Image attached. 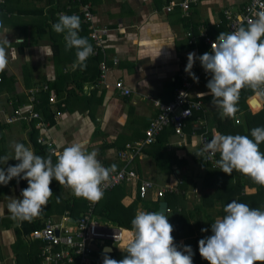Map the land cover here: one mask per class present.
Returning a JSON list of instances; mask_svg holds the SVG:
<instances>
[{"label":"crops","instance_id":"obj_1","mask_svg":"<svg viewBox=\"0 0 264 264\" xmlns=\"http://www.w3.org/2000/svg\"><path fill=\"white\" fill-rule=\"evenodd\" d=\"M180 1L85 0L91 5L97 28L110 30L106 38L109 70L100 81L101 59L91 55L86 61L87 67L81 70L76 66V49L66 50L64 35L52 28L58 22V14H75L81 20L79 36L87 38L93 46L89 23L83 18L80 3L75 0H30L27 7H22L21 0H0V20L8 29L7 33L0 30V42L6 38L10 42L7 46L9 64L0 73V157H14L12 142L23 143L36 155L45 157L51 153L49 142L59 154L65 147L78 143L88 152L96 150L97 158L105 167L115 164L116 171L128 168L135 171L139 179L155 184L146 200L139 195L140 180L123 183L104 193L95 211L100 222L110 223L100 215L110 204L129 211L134 209L136 215L138 209L157 212L160 204L167 202L171 210L167 217L174 212H183V197L190 209L201 207L205 194L202 179L208 169L217 173L223 171L219 165L206 166L196 154L202 132L207 131L210 139L219 133L213 120L217 113L220 114V109L213 105V97L206 87L211 74L203 75L199 59L192 69L199 77L198 83L184 67L189 53L195 52L199 57L208 52L203 33L215 39L221 32L229 33L226 11L237 15L253 0H199L187 13L178 5ZM172 4L174 9L167 12L166 8ZM17 39L22 43H16ZM114 59L119 60L118 65H114ZM119 80L131 91L130 95L124 96L117 91L115 85ZM187 80L192 82L191 96L204 102L205 112H197L187 121L182 137L168 127L160 134L158 142L146 147L140 157L131 162L120 158L119 153L126 144L145 138L147 127L159 113L155 102L173 101L177 88ZM243 90L238 101L239 111L233 118L240 119L242 124L247 114L256 117L264 110L262 94L246 95L249 92ZM200 93L207 95L202 97L198 95ZM250 98L262 105L256 113L252 103L249 105ZM17 108L39 116L7 124L6 117ZM199 118L206 120V124L200 125ZM250 120L252 123L257 121ZM245 130L249 136L251 129ZM40 138L43 143H39ZM259 148L264 152L263 145ZM57 156L52 154L54 164ZM18 163L15 159L6 165L0 161V167L6 169ZM231 177L233 182L247 183L246 193H241L244 203L264 210L263 202L259 201L258 207L254 198L262 196L260 189L264 186L260 188L250 177L235 170ZM169 185L176 186L178 193H168L158 200L156 191ZM27 187L26 180L18 182L16 178L7 185H0V264H43L44 244L40 239L33 240L32 233L44 228L48 221L75 227L77 220L88 210L89 200L76 197L71 188L61 186L53 179L50 185L53 196L41 215L31 221L13 219L7 206L13 198L22 199V190ZM109 196L111 202L107 203ZM220 201L215 200V213ZM184 212L188 214V211ZM124 230L125 241L130 243L132 229ZM191 239H181L180 243L183 245Z\"/></svg>","mask_w":264,"mask_h":264},{"label":"clouds","instance_id":"obj_2","mask_svg":"<svg viewBox=\"0 0 264 264\" xmlns=\"http://www.w3.org/2000/svg\"><path fill=\"white\" fill-rule=\"evenodd\" d=\"M52 28L64 35L66 50L76 49V66L84 70L94 50L87 38L79 36L80 17L58 14V22ZM0 30L8 32L3 20H0ZM16 43L21 44L22 40L17 39ZM9 44L7 38L0 42V73L9 64ZM197 59L211 74L206 87L213 97V105L220 109L221 119L234 118L243 88L264 94V11L257 18L249 19L246 26L241 25L231 33L221 32L211 52L199 57L195 52L188 54L185 71L198 83L199 77L192 71ZM198 95L203 97L207 93ZM251 137L217 133L205 144L201 155L209 152L208 159H211L219 153L217 163L224 173L231 175L235 170L264 186V153L259 148L264 143V127L253 128ZM11 146L14 157L5 155L0 161L6 165L15 159L19 163L6 169L0 167V185H7L13 178L28 182V187L22 190V199L13 198L7 206L12 218L21 221H31L41 215L53 196L50 187L53 179L71 188L76 197L97 203L104 195L102 185L117 170L115 164L105 167L97 158L96 150L88 152L78 143L65 147L55 164L51 153L46 157L36 155L19 142H12ZM224 212L223 218L212 223L213 234L199 241L201 257L209 264H264V210L233 200ZM131 224L133 239L127 245L128 255L117 261L107 255L111 249H106L103 264H193L191 246H184L183 251L178 249L172 235L174 226L163 212L138 209Z\"/></svg>","mask_w":264,"mask_h":264},{"label":"built area","instance_id":"obj_3","mask_svg":"<svg viewBox=\"0 0 264 264\" xmlns=\"http://www.w3.org/2000/svg\"><path fill=\"white\" fill-rule=\"evenodd\" d=\"M82 6V15L87 23H89L90 37L93 41V56L99 57L100 62V76L99 80L103 81L109 70L107 63L106 53V38L109 34L108 28H97L94 24V15L91 11V5L85 0H75ZM198 0H182L178 5L184 12H188L193 4H196ZM173 4L166 8L167 12L173 10ZM264 11V0H253L249 5L245 6L244 10L235 15L230 11H226V21L229 24V33L238 29L241 25H247L249 19L257 18V14ZM191 38L192 35H189ZM204 43L208 46V52L212 51V44L217 39L212 38L210 35L203 33ZM191 44L194 40H189ZM119 60L114 59V65H118ZM186 68V66L184 67ZM203 75L208 73L202 70ZM2 79L0 78V82ZM115 88L117 91L124 95H130L131 91L126 88L124 82L119 80L116 82ZM192 82L186 81L184 85L177 88L175 99L169 103H162L156 101V106L159 109V114L156 118L151 120L148 128L146 129L145 138L139 142L128 143L125 149L119 153V157L131 162L134 159L140 157L143 154V150L150 145L157 142L158 136L164 131V129L173 124L175 126V132L177 136L182 137L187 126V121L193 117L197 112H205L206 107L204 102L198 99H194L191 96ZM183 93V94H182ZM182 94V95H181ZM52 100V99H51ZM38 113L30 112L24 113L20 108L13 111V114L6 117L5 122L7 124H15L22 119L31 120L32 118H38ZM200 125L206 124V120L198 119ZM236 123L239 121L236 119ZM208 132H202L200 134L199 144V159L204 163L211 165L213 168L218 166V153L211 159H208L209 152H204L201 155L202 150L207 142H210ZM1 141V135H0ZM39 143H43L44 140L40 138ZM52 154L58 155V151L52 142L47 143ZM140 180L139 195L142 200H146L149 191L155 188V184L150 180L139 179L135 171L124 168L115 171L111 174V178L102 185L103 192H109L123 183L133 182ZM177 194L178 189L176 186L169 185L165 188H160L156 191L157 199H164L167 194ZM97 203L89 201V207L86 213H84L78 220L75 227H67L64 224H56L55 221H48L44 228L41 230H35L31 238L33 240H42L44 246L41 252V259L43 264H97L96 252L100 251L106 254L107 248L114 249V245L121 247L125 242V230L118 228L113 224H106L97 220L95 216ZM167 212H171L168 207ZM129 244V243H128ZM127 244V245H128ZM127 247V246H126ZM98 249V250H97ZM118 251V250H117Z\"/></svg>","mask_w":264,"mask_h":264},{"label":"trees","instance_id":"obj_4","mask_svg":"<svg viewBox=\"0 0 264 264\" xmlns=\"http://www.w3.org/2000/svg\"><path fill=\"white\" fill-rule=\"evenodd\" d=\"M243 91L249 92L246 95H253L255 93V91H253L252 89L250 90V89L244 88ZM256 95H258V94H256ZM262 95L264 96V94H262ZM250 119H256L257 121L252 123ZM213 125H214L215 129L220 134L242 135L246 131L245 128H247V130L248 129L252 130L253 128H256V126L264 127V110L262 111V113H260L256 117H252L251 114H247L245 117V123L244 124H241V123L237 124L236 120H233V118L225 117L224 119H221L220 114L217 113L214 120H213ZM168 127H172L174 129V132H175V126L173 124L167 126L166 128H168ZM175 134H176V132H175ZM243 135L248 136V134H245V133ZM159 136L157 138V142L159 140ZM249 136H251V132H250ZM262 145L264 147V143H261L259 146L261 147ZM48 150H50V149H48ZM50 152H51V150H50ZM262 153H264V152H262ZM53 155H55V154H53ZM197 155H200V153L198 152ZM219 158H220V154L218 153V160H219ZM207 165L208 164H206V166ZM208 167H209V165H208ZM202 180H203V187L205 189V194H204V198H203V200H204L203 205L201 207H193V209H190L187 205V201L183 197L184 204H185V205L183 204V206H184L183 212H181V213H178L179 211L174 212L168 217L169 222L174 226V231H173L172 235L174 236V240H175V243H176L178 249L183 251L184 246H191L192 251L194 253L193 264H209V262L207 260L203 259L199 253V241L201 239L208 237L206 235H204V236L202 235L201 230L204 228V226L208 225L209 227H211L212 223H214L215 220L218 219L215 216V212H214L215 211V200L221 199L222 202L226 205L233 200H235L237 202L244 203V200H242V198H241V193L244 191V188L247 185V183L244 181L233 182L231 175H229L227 173H224V172L217 173L216 171L211 172L209 169H208L207 175ZM224 182H225V184L228 182L227 185H224L223 184ZM261 187L262 186H260V188ZM225 189L227 191H226V193H223ZM260 192L262 193V196H254L255 203L258 207H259V201L263 202V206H264V188H263V190L260 189ZM110 199L111 198L109 196V199L106 200L105 202L110 203L111 202ZM110 205L111 206L107 205L106 208H103V210L100 214L101 218L106 219L107 221L110 222V223H106V224H112L113 223V225H115L118 228H124V229L131 230L132 229L131 220L135 217V210L133 209L132 211H129L128 209H122L117 204H110ZM184 211H188V214H186ZM97 212H100V209ZM225 215H226V213H225ZM103 223H105V222H103ZM187 238L188 239L192 238V239L190 242L184 243L182 245L180 243L181 239H187ZM126 251H125V253H118L117 252L115 254H110V255H112L114 257H118L120 260H122L128 255Z\"/></svg>","mask_w":264,"mask_h":264},{"label":"rangeland","instance_id":"obj_5","mask_svg":"<svg viewBox=\"0 0 264 264\" xmlns=\"http://www.w3.org/2000/svg\"><path fill=\"white\" fill-rule=\"evenodd\" d=\"M30 2V0H21V6L22 7H27L28 5H27V3H29ZM199 2V0L197 1V3ZM196 3V4H197ZM194 5V4H193ZM96 26V25H95ZM251 99V98H250ZM250 99L248 100V102H249V105H250ZM237 107H239V103H238V105H237ZM252 110L256 113L258 110H260V109H258V110H256V109H253L252 108ZM240 114H242V111H240L239 112ZM237 120L239 121V123H241L242 124V121L240 120V119H238L237 118ZM246 191V190H245ZM245 191H243V192H245ZM246 193V192H245ZM225 206H226V204H224L223 202H218V209L216 210V213H215V216L219 219V218H223L224 216H225V212H224V208H225ZM95 216H96V214H95ZM205 228L206 229H208V231L207 232H203L205 235H208V236H210V234H212V230H211V227H209L208 225H206L205 226ZM204 228V229H205ZM203 235V234H202ZM204 236V235H203ZM125 246H126V243L124 242L122 245H121V247H120V253H125V251L127 250V247H126V250H125ZM119 247H117L116 245H114V249H115V251H117V249H118ZM125 250V251H124ZM127 252V251H126ZM105 254H100V253H96V261H97V264H103V256H104ZM108 256H110L112 259H116L117 261L119 260L120 261V259L118 258V257H114V256H112V255H108Z\"/></svg>","mask_w":264,"mask_h":264},{"label":"water","instance_id":"obj_6","mask_svg":"<svg viewBox=\"0 0 264 264\" xmlns=\"http://www.w3.org/2000/svg\"><path fill=\"white\" fill-rule=\"evenodd\" d=\"M253 100H254V99H251L250 104L252 103ZM256 103H257V102H256ZM257 104H259V103H257ZM261 106H262V105H261ZM168 207H169V204H168L167 202H162V203L160 204V207H159V209H158L157 212H163L164 215L167 216V209H168Z\"/></svg>","mask_w":264,"mask_h":264},{"label":"bare ground","instance_id":"obj_7","mask_svg":"<svg viewBox=\"0 0 264 264\" xmlns=\"http://www.w3.org/2000/svg\"><path fill=\"white\" fill-rule=\"evenodd\" d=\"M256 102L259 103V104H257ZM252 107H253L254 109H256V110L262 108L260 102H259L258 100H256V99L252 102ZM125 235H126V233H125ZM107 249H111V251H110V252H107V253H112V252H113V249H112V248H107ZM119 249H120V248H119ZM119 249H118V250H119Z\"/></svg>","mask_w":264,"mask_h":264}]
</instances>
